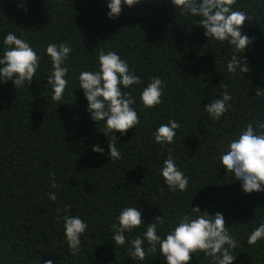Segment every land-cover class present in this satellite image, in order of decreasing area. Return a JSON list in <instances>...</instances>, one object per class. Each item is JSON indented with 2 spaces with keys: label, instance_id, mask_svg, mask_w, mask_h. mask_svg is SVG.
Wrapping results in <instances>:
<instances>
[{
  "label": "trees",
  "instance_id": "trees-1",
  "mask_svg": "<svg viewBox=\"0 0 264 264\" xmlns=\"http://www.w3.org/2000/svg\"><path fill=\"white\" fill-rule=\"evenodd\" d=\"M107 4L0 0V57L9 33L27 41L40 57L31 84L17 89L11 80L0 82V264H167L159 251L132 259L130 241L143 238L156 216H164V225L157 227L164 238L169 225H177L185 214L203 212L222 213L237 241L230 250L236 256L232 264H264V239L247 243L264 223V191L245 193L242 182L221 163L229 142L248 123L264 122V95L256 96V90L264 91V0H236L233 5V11L251 17L242 25V35L252 41L243 53L228 41L206 37L201 18L181 15L172 0L124 5L117 19L108 17ZM51 43L71 46L65 61L68 85L60 101L52 100L47 82L52 62L46 48ZM101 50L116 52L141 79L130 88L121 86L135 99L131 107L140 120L125 135L102 132L106 122L91 119L79 88L81 72L99 70ZM233 55L241 64L244 59L250 71L228 72ZM152 77L165 87L161 103L145 108L141 93ZM225 90L232 96L231 107L214 121L205 106L222 99ZM170 120L180 124L174 142L156 143L155 131ZM109 143L121 159L110 161ZM94 145L103 153L94 152ZM169 154L188 177L186 191H172L165 183L161 170ZM48 193H55L56 200ZM197 206L202 213L192 212ZM125 207L140 211L144 223L126 232V243L117 246L111 225L118 224ZM66 216L88 225L75 255L65 238ZM190 255L188 264H214L203 252Z\"/></svg>",
  "mask_w": 264,
  "mask_h": 264
},
{
  "label": "clouds",
  "instance_id": "clouds-1",
  "mask_svg": "<svg viewBox=\"0 0 264 264\" xmlns=\"http://www.w3.org/2000/svg\"><path fill=\"white\" fill-rule=\"evenodd\" d=\"M139 2L140 0H108L107 7L110 11L107 15L110 19H117L124 5L132 7ZM172 3L181 9V15L187 13L200 17L198 24L205 29L206 37L221 42L228 41L237 53H243L246 46L252 42L250 37L242 35V25L251 17L244 11H233L236 0H172ZM3 43L8 48L0 57V82L11 80L17 89L25 87L26 83L31 84L40 62L36 51L14 33H9ZM46 53L52 62V73L47 76V82L52 85L54 91L52 100L60 101L68 85L65 77L69 68L65 61L71 53V46L67 43H51L47 46ZM98 60L99 70L83 71L79 75V88L84 90L88 101L87 111L94 122H106V128L102 131L106 136L117 131L125 135L133 126H137L140 120L137 112L131 107L135 99L130 92H122L121 86L130 88L134 84H140L141 79L130 71L128 63L116 52L109 51L105 54L101 50ZM237 68L240 73L250 71L244 59L241 64L237 55H233L227 70L235 74ZM164 87V82L159 77H152L141 93L145 108H153L161 103ZM261 95H264V91L256 90V96ZM231 99L232 96L225 90L222 99L212 100L205 106V111L214 121L219 120L231 107L227 103ZM179 128L180 124L176 120L161 124L154 133L155 142L171 144ZM108 148L110 161L122 158L114 143H109ZM93 151L103 153L104 149L94 145ZM163 163L162 176L169 188L172 191H186L188 177L177 168L171 154ZM221 163L229 174H234L235 179L242 182L245 193L264 191V122L248 123L239 137L229 142L228 150L221 155ZM56 186L55 183L52 184L53 188ZM48 196L49 199L56 200L55 193H48ZM70 207L67 206L68 209ZM192 212L202 213L198 206L192 208ZM203 213L206 215L193 217L185 214L177 225H169L170 230L164 238L157 231L158 225L163 226L165 223L164 216H156L153 222L148 224L143 238L137 237L130 241V257L144 260L146 256L159 251L167 260V264H188L192 258L190 254L199 251L211 257L214 264H232L236 256L231 255L230 250L237 247V241L229 233L222 213L217 212L214 216ZM142 223L144 221L140 211L135 207H125L118 216V224L111 225L115 244L123 246L126 243L125 233L139 228ZM87 227V223L80 217H65V238L73 255L80 250L81 236ZM260 239H264V223L252 231L247 243L251 246ZM145 240L148 243L146 250ZM44 264H53V261L47 260Z\"/></svg>",
  "mask_w": 264,
  "mask_h": 264
}]
</instances>
